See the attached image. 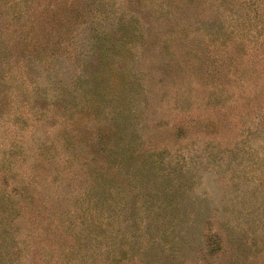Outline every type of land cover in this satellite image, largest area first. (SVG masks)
<instances>
[{
    "label": "rangeland",
    "instance_id": "374dc122",
    "mask_svg": "<svg viewBox=\"0 0 264 264\" xmlns=\"http://www.w3.org/2000/svg\"><path fill=\"white\" fill-rule=\"evenodd\" d=\"M0 264H264V0H0Z\"/></svg>",
    "mask_w": 264,
    "mask_h": 264
}]
</instances>
